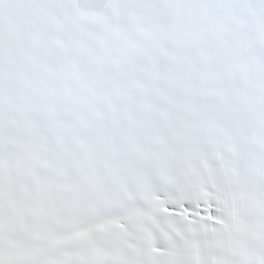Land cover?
I'll return each mask as SVG.
<instances>
[{"label":"snow or ice","instance_id":"obj_1","mask_svg":"<svg viewBox=\"0 0 264 264\" xmlns=\"http://www.w3.org/2000/svg\"><path fill=\"white\" fill-rule=\"evenodd\" d=\"M0 264H264V0H0Z\"/></svg>","mask_w":264,"mask_h":264}]
</instances>
